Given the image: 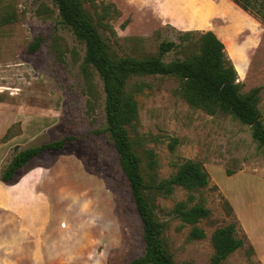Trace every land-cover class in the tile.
I'll list each match as a JSON object with an SVG mask.
<instances>
[{"label": "rangeland", "instance_id": "obj_1", "mask_svg": "<svg viewBox=\"0 0 264 264\" xmlns=\"http://www.w3.org/2000/svg\"><path fill=\"white\" fill-rule=\"evenodd\" d=\"M81 2L116 57L155 54L162 40L178 41L179 31H213L224 43L239 91L257 89L264 124V20L226 0ZM0 13L12 17L0 25V173L22 149L72 138L58 151H41L14 183L0 180V201L19 212L0 209L1 229L14 225V264H124L140 256L141 223L103 131L101 80L92 67L85 71L82 66L83 43L60 21L52 0H0ZM217 14L230 21L229 27L223 28L220 18L211 24ZM234 25L249 26L253 35L246 39L243 26L235 34ZM36 38L39 47L30 52L28 44ZM181 56L174 49L163 60ZM139 82L138 113L129 136L145 182L170 176L187 159L200 162L209 178L205 187L191 192L194 202L210 210L196 223L202 238H191L192 225L173 212L186 199V189L145 191L174 262L212 264L211 233L233 222L237 236L247 240L220 264H264V146L253 139L251 127L229 113L208 114L190 106L176 93L175 77H132L128 88ZM43 170L47 173L41 175ZM47 174L58 192L50 191L46 200L32 192L29 197L30 183Z\"/></svg>", "mask_w": 264, "mask_h": 264}, {"label": "trees", "instance_id": "obj_2", "mask_svg": "<svg viewBox=\"0 0 264 264\" xmlns=\"http://www.w3.org/2000/svg\"><path fill=\"white\" fill-rule=\"evenodd\" d=\"M232 1L264 20V0ZM52 2L58 9L60 21L84 45L83 69L88 71L87 67H92L101 80L104 93L103 131L117 153L118 167L126 179L133 208L141 223L143 253L124 264H176L164 246L161 237L163 224L156 219L145 191L149 187L162 193H169L175 186L186 189V199L178 201L173 212L182 222L192 225L191 238H202L204 231L196 223L207 217L210 210L202 203L194 202L195 197L191 192L208 184V173L200 162L187 159L170 176L151 184L145 182L139 156L133 151L129 136V129L138 113L135 92L140 91L142 85L139 82L129 89V79L155 74L175 77L179 82L176 93L190 106L208 114H231L249 125L253 139L264 146V124L256 106L257 89L246 94L239 91L236 71L226 54L224 43L211 30L179 31L178 41L162 40L155 54L116 57L110 54L108 44L81 0ZM11 20L9 13H0V25ZM39 43V38L33 39L28 44V50L35 51ZM174 49H178L182 56L164 61V54ZM71 140V137L56 139L16 152L0 173V180L7 184L14 183L18 172L41 151H58ZM210 238L214 250L212 264H220L230 253L244 246L247 240L246 237L237 236L233 222L215 228ZM248 248L252 252L250 244Z\"/></svg>", "mask_w": 264, "mask_h": 264}, {"label": "crops", "instance_id": "obj_3", "mask_svg": "<svg viewBox=\"0 0 264 264\" xmlns=\"http://www.w3.org/2000/svg\"><path fill=\"white\" fill-rule=\"evenodd\" d=\"M216 1L219 2V0H214V2H216ZM226 1L231 2L237 9H240L242 12H244L245 14H247L249 16V14L245 10H243L239 5H237L232 0H226ZM163 15L166 16L165 19L167 22H169L173 26H176V24L171 20V18L168 14L163 13ZM216 18H220L221 20H224V22L226 24H225V27H223V28L229 27L230 21L226 17H224L222 15L220 16L219 14L210 17L211 24H213L212 20L216 19ZM242 26H243V28H246L248 30V36L246 37V39L251 37L253 35V33H252L251 28L247 25H236V26L234 25L233 30H234L235 34H236V32H239V28ZM223 28H222V30H223ZM202 29H208V28H202ZM235 34H234V38H235ZM42 172L43 173H41V175L44 173H47L45 170H43ZM46 176L48 178H46ZM46 176H44L43 179H42V177L34 179L32 181V183H30V185L28 186V189H27L29 197L32 196V194H31V192H32L34 196H37L41 200L44 197V199L46 200L50 191L55 192V193L58 192L55 188L52 187V180L49 178L50 174H47ZM2 184H4V183H2ZM4 185H6V184H4ZM53 199L54 198L52 197V200ZM0 209L3 211H7V212L9 211V212L14 213V214H15V212L19 213L17 210H13L8 205L7 206L4 205L2 201H0ZM4 234H6V235H4ZM4 236H5V238L2 239V237H4ZM14 245H15L14 225L5 226L2 229L0 227V264H14V260H15Z\"/></svg>", "mask_w": 264, "mask_h": 264}]
</instances>
